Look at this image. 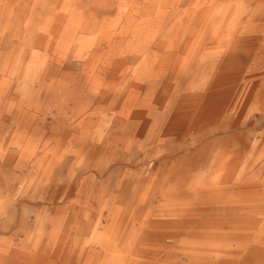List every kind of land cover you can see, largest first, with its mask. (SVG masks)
I'll list each match as a JSON object with an SVG mask.
<instances>
[{
	"label": "bare ground",
	"instance_id": "1",
	"mask_svg": "<svg viewBox=\"0 0 264 264\" xmlns=\"http://www.w3.org/2000/svg\"><path fill=\"white\" fill-rule=\"evenodd\" d=\"M0 264H264V0H0Z\"/></svg>",
	"mask_w": 264,
	"mask_h": 264
}]
</instances>
